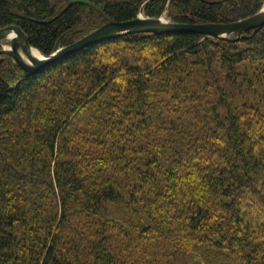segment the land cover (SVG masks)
Listing matches in <instances>:
<instances>
[{
	"label": "trees",
	"instance_id": "1",
	"mask_svg": "<svg viewBox=\"0 0 264 264\" xmlns=\"http://www.w3.org/2000/svg\"><path fill=\"white\" fill-rule=\"evenodd\" d=\"M90 1L0 0V27L48 55L140 8L263 2ZM245 35L126 33L28 76L0 55V264H264V26Z\"/></svg>",
	"mask_w": 264,
	"mask_h": 264
},
{
	"label": "water",
	"instance_id": "2",
	"mask_svg": "<svg viewBox=\"0 0 264 264\" xmlns=\"http://www.w3.org/2000/svg\"><path fill=\"white\" fill-rule=\"evenodd\" d=\"M75 2L87 4L95 8L98 12H101L98 6L90 0H69V3ZM263 6L264 1L262 6L255 13L236 21L226 23L174 22L166 20L160 16L149 17L143 15V10L140 8V14H137L134 18L121 21L107 19L106 22L85 33L79 39L56 49L51 54L45 55L37 49L38 53L41 55V59H34L30 55V48L35 47L29 44L24 31L17 25H8L0 27V44H2V41L10 42L8 48H4V44L1 45L0 55H7L11 57V59L22 68L24 75L28 76L41 67L48 65L79 49H82L87 45L126 33L194 32L204 36H212L217 38H229V35L235 34L236 36L232 39H239L242 36H246V32L251 31V34H255L264 26V11H262ZM19 50L24 55H26L30 61L24 60L20 56Z\"/></svg>",
	"mask_w": 264,
	"mask_h": 264
},
{
	"label": "bare ground",
	"instance_id": "3",
	"mask_svg": "<svg viewBox=\"0 0 264 264\" xmlns=\"http://www.w3.org/2000/svg\"><path fill=\"white\" fill-rule=\"evenodd\" d=\"M262 11H264V6L262 7ZM3 45V44H0V46ZM4 48H8L7 46L3 45ZM19 54L20 56L26 60V61H30L29 58L24 55L20 50H19ZM30 55L32 56V58L34 59H41V55L38 53V51L35 49V48H30Z\"/></svg>",
	"mask_w": 264,
	"mask_h": 264
},
{
	"label": "rangeland",
	"instance_id": "4",
	"mask_svg": "<svg viewBox=\"0 0 264 264\" xmlns=\"http://www.w3.org/2000/svg\"><path fill=\"white\" fill-rule=\"evenodd\" d=\"M263 1H264V0H263ZM262 4H263V2H262ZM261 6H262V5H261ZM138 14H140V12H138ZM143 15H144V14H143ZM160 17H163L164 19L169 20V19L167 18L166 13H164V14L161 15ZM106 21H107V20H106ZM106 21H105V22H106ZM169 21H170V20H169ZM103 23H104V22H103ZM101 24H102V23H101ZM99 25H100V24H99ZM99 25H96V26L93 27L92 29L96 28V27L99 26ZM92 29H90L89 31H91ZM89 31H88V32H89ZM86 33H87V32H86ZM229 36H230V37H233L234 34L229 35ZM230 37H229V38H230ZM1 43L4 44V45L7 46V47L10 45V42H9V41H2ZM0 47H1V46H0ZM35 49H36V48H35ZM216 65H217V64H212V67H211V68H212V69L215 68ZM241 101H243V99H242ZM134 264H140V263L134 258Z\"/></svg>",
	"mask_w": 264,
	"mask_h": 264
}]
</instances>
